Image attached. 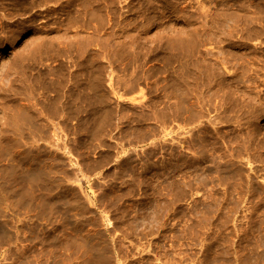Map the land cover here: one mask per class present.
Listing matches in <instances>:
<instances>
[{"label":"rangeland","instance_id":"374dc122","mask_svg":"<svg viewBox=\"0 0 264 264\" xmlns=\"http://www.w3.org/2000/svg\"><path fill=\"white\" fill-rule=\"evenodd\" d=\"M0 264H264V0H0Z\"/></svg>","mask_w":264,"mask_h":264}]
</instances>
